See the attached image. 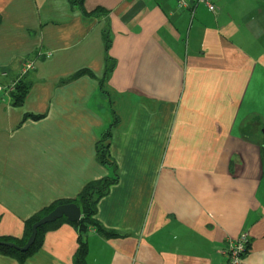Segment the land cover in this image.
<instances>
[{
	"label": "crops",
	"instance_id": "1",
	"mask_svg": "<svg viewBox=\"0 0 264 264\" xmlns=\"http://www.w3.org/2000/svg\"><path fill=\"white\" fill-rule=\"evenodd\" d=\"M212 1L84 0L103 11L88 16L71 0H0V237L113 175L97 157L111 128L119 180L96 218L121 235L92 231L88 264H224L245 231L244 264H264V0ZM78 240L64 220L0 264H75Z\"/></svg>",
	"mask_w": 264,
	"mask_h": 264
},
{
	"label": "trees",
	"instance_id": "2",
	"mask_svg": "<svg viewBox=\"0 0 264 264\" xmlns=\"http://www.w3.org/2000/svg\"><path fill=\"white\" fill-rule=\"evenodd\" d=\"M83 1L84 0H71V2L74 5H77L83 11V13H85L88 16L99 15L101 12H103L101 8H97L91 12H87L84 9ZM178 6H179V2H178ZM193 6L194 4L190 7H193ZM179 7H184V6H179ZM210 11L215 12L216 10L215 11L210 10ZM110 46H111V39L106 36L107 52L109 51ZM110 61H112V59L108 55L107 56L108 68H107V71L105 72V78H103V81L104 79L108 77V75L110 74V71L113 69V67L110 66ZM87 72L88 71L86 70H80L74 75H72L71 77H69L68 79L62 80V82H67L69 80L75 79ZM26 75L27 73H25V76L23 78L20 77L18 79V84L16 82L15 87L11 90L13 104L16 106H21L25 102V99L30 91V85L25 82ZM44 115L45 114H27L26 117L27 118L31 117L34 120H39L43 118ZM111 137H112L111 128L103 132L101 139L97 143V157L103 165H108L110 167H113V175L105 176L100 179L91 180L84 185V187L81 189V191L75 198L69 199V200L54 201L48 207H45L43 210L35 213L33 216L27 219L26 231H25L24 236L21 239L11 238V237H0V241L15 242L21 246L25 245V243L27 242L32 232L33 224L39 219H41L43 216L50 213L56 206L63 204V203H70V202L77 203L80 206L81 213H82L80 219L75 222H70L67 218L63 217L54 222L40 226L38 228L36 240L28 251L22 252L13 247H9L6 245H0L1 254L13 256L15 258H18L21 262H24L29 256H31L38 249L41 248L44 242V237H45L46 232L50 229L59 227L61 223H63L64 220L69 221L71 224H73V226L76 228L79 234L78 249L74 256L75 264H88L87 263V253H88L87 237L92 231H97L98 233L104 235L107 238L116 237V236L121 235L120 233L114 230H110L109 228L104 227L99 222V220L96 218L97 207H98V203L100 199L104 197L109 192L111 186L119 180V175L117 173V168H116V162L110 154ZM262 157H263V162H264V144L262 147ZM248 252H249V246L244 255H246Z\"/></svg>",
	"mask_w": 264,
	"mask_h": 264
},
{
	"label": "water",
	"instance_id": "3",
	"mask_svg": "<svg viewBox=\"0 0 264 264\" xmlns=\"http://www.w3.org/2000/svg\"><path fill=\"white\" fill-rule=\"evenodd\" d=\"M190 2L194 3V0H190ZM81 215H82L81 208L77 203L70 202V203L60 204L56 206L50 213L43 216L41 219H39L33 224L32 232L27 242L25 243V245L21 246L15 242H5V241H0V245H6L9 247H13L22 252L28 251L36 240L38 228L40 226L54 222L63 217L67 218L70 222H75L80 219Z\"/></svg>",
	"mask_w": 264,
	"mask_h": 264
},
{
	"label": "built area",
	"instance_id": "4",
	"mask_svg": "<svg viewBox=\"0 0 264 264\" xmlns=\"http://www.w3.org/2000/svg\"><path fill=\"white\" fill-rule=\"evenodd\" d=\"M196 4H204L206 5L210 10H217V6L213 3L212 0H195ZM179 6H186L190 7L193 5V3L190 2V0H179ZM35 67V64L33 61H27L25 65L23 66L22 73H26L29 70H32ZM17 81H14V83L11 85L10 90H12ZM249 234L248 232H242L239 236L235 238L229 239V247L227 249V260L224 264H244V254L247 251V248L249 246Z\"/></svg>",
	"mask_w": 264,
	"mask_h": 264
},
{
	"label": "rangeland",
	"instance_id": "5",
	"mask_svg": "<svg viewBox=\"0 0 264 264\" xmlns=\"http://www.w3.org/2000/svg\"><path fill=\"white\" fill-rule=\"evenodd\" d=\"M21 75L24 77V76H25V73H22ZM21 75H20V76H21ZM19 78H20V77L18 76V77H17V84H18V79H19ZM108 129H109V128H108Z\"/></svg>",
	"mask_w": 264,
	"mask_h": 264
}]
</instances>
